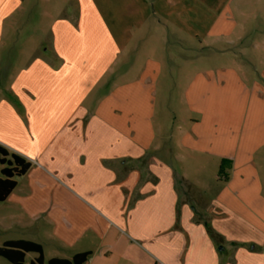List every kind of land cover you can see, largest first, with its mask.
I'll return each mask as SVG.
<instances>
[{"label":"crops","instance_id":"0c3cea01","mask_svg":"<svg viewBox=\"0 0 264 264\" xmlns=\"http://www.w3.org/2000/svg\"><path fill=\"white\" fill-rule=\"evenodd\" d=\"M152 1L0 0V145L31 164L0 202L3 245L264 264V0H190L188 19ZM180 33L203 52L170 51ZM179 88L168 122L157 100Z\"/></svg>","mask_w":264,"mask_h":264},{"label":"trees","instance_id":"16d2710c","mask_svg":"<svg viewBox=\"0 0 264 264\" xmlns=\"http://www.w3.org/2000/svg\"><path fill=\"white\" fill-rule=\"evenodd\" d=\"M0 164L4 167L1 169L0 177V202L5 201L17 185L16 179L30 169V162L24 158L11 154L6 148L0 145ZM209 232L213 235L211 230ZM26 253H37L38 257L31 264H44V257L41 245L26 241H9L0 247V256L12 264H24ZM90 252L76 255L73 259L54 258L48 261V264H85Z\"/></svg>","mask_w":264,"mask_h":264},{"label":"rangeland","instance_id":"374dc122","mask_svg":"<svg viewBox=\"0 0 264 264\" xmlns=\"http://www.w3.org/2000/svg\"><path fill=\"white\" fill-rule=\"evenodd\" d=\"M108 0H98V2L101 4V6H104L105 3ZM181 4L179 6V9L181 11V16L180 18L182 19H188V13L187 11L184 9L183 5L189 4L190 0H180ZM149 3H153L152 0H149ZM182 36H184V40L185 41H180L178 43H168V49L170 51H174V52H180V53H187V54H197L199 52H203L202 50H204L203 46H200L198 43H194V39L192 37H189L188 35L184 34V33H180ZM23 35V34H22ZM25 36H22V40L20 41V43L22 44V42L24 41ZM183 40V39H182ZM192 45L195 46V48L191 47ZM18 47H19V43H18ZM199 49V50H198ZM11 53V52H10ZM9 55V53H8ZM241 61V59L239 60ZM183 100V90L182 89H174L169 91H163L159 94L158 100H157V111L159 114H164V116L166 117V119H168V122H173L175 120L176 117H182L180 114V109H181V101ZM174 128H172L171 126V131ZM4 166L0 164V177H3L1 174V169ZM3 246V243L1 242L0 239V247ZM35 258V254L29 255L27 260H26V264H30V261H34ZM1 260H3L4 262H6V264H12L9 261H7L6 259L2 258Z\"/></svg>","mask_w":264,"mask_h":264}]
</instances>
